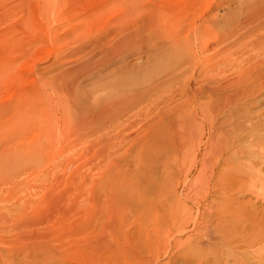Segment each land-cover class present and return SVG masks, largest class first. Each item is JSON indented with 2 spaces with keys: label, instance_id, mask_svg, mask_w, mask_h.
<instances>
[{
  "label": "rangeland",
  "instance_id": "rangeland-1",
  "mask_svg": "<svg viewBox=\"0 0 264 264\" xmlns=\"http://www.w3.org/2000/svg\"><path fill=\"white\" fill-rule=\"evenodd\" d=\"M5 1L19 0H0V108L12 110L0 115V136L11 129L15 151L0 142V165L13 156L12 174L0 167V182L14 178L12 199L0 202L11 217L0 224V264H57L25 256L40 250L29 245L32 235L63 239L62 215L47 218L60 194V208H81L76 219L94 213L110 222L118 213L128 264H264V0H125L139 7L138 24L122 0H64L46 11ZM138 26L142 33L116 47ZM132 95L142 100L127 103ZM116 123L129 126L100 134ZM162 133L178 135L182 147L169 145L144 166L139 213L92 202L105 185L133 179L146 140ZM225 172L236 181L239 216L219 224L224 202L215 195ZM20 197L30 202L12 215ZM20 220L45 222L20 228ZM83 235L68 237L77 245L64 252L82 254L102 238Z\"/></svg>",
  "mask_w": 264,
  "mask_h": 264
},
{
  "label": "bare ground",
  "instance_id": "bare-ground-1",
  "mask_svg": "<svg viewBox=\"0 0 264 264\" xmlns=\"http://www.w3.org/2000/svg\"><path fill=\"white\" fill-rule=\"evenodd\" d=\"M64 0H19L18 1V3H17V5H18V7H20V5H29V4H32V5H35L36 6V8L37 9H39V10H41V11H46V10H48V9H51V8H54L53 6H59L62 2H63ZM5 3V5H4V7L5 6H9V7H11V8H18V7H16V4L15 3H10V4H8L7 3V1H5V2H3V4ZM136 3H134L133 1H127V2H125V0H122L121 1V3H120V7L125 11V13L127 14V16H129L130 18V22H132L133 23V21L135 22V23H133V24H138L139 23V21H142V19L140 20V18L139 17H136V13L138 12L137 10H138V8L139 7H136ZM263 10H264V6H263ZM258 11H256V14L255 15H257V14H259V13H257ZM124 15V14H123ZM134 17V19H133V17ZM49 19V18H48ZM143 22H145L144 20H143ZM131 23V24H132ZM147 23V22H146ZM150 24V23H149ZM159 24H160V22H159ZM151 25V24H150ZM168 25V24H167ZM133 26V25H132ZM153 26V25H152ZM145 27V26H144ZM140 26H138V27H135V30H137V31H132L133 30V28L132 29H128V30H126L125 31V33L121 36V37H119L120 39V41H118L117 40V45H116V47L118 46H121V45H119V44H121V43H126L129 39H132L131 37L132 36H135L138 32H140L139 30H140ZM146 28H148V27H146ZM125 29V28H124ZM124 29L121 31V32H124ZM146 30V29H145ZM172 30V29H171ZM170 30V31H171ZM151 31V30H150ZM172 32V31H171ZM140 33H142V32H140ZM152 33V32H151ZM160 32H158V34H159ZM153 35H155V30H154V33H152ZM148 35V34H147ZM144 36V35H143ZM170 36V35H169ZM146 37V36H145ZM150 37V36H149ZM155 37V36H154ZM172 37V36H171ZM118 39V38H117ZM135 40V39H134ZM144 40V39H143ZM149 40H151V39H149ZM199 40V39H198ZM175 41V40H174ZM200 43H202V42H200ZM136 44V43H135ZM140 44H141V42H140ZM139 45V44H138ZM115 46V45H114ZM137 47H139V46H137ZM148 47V46H147ZM146 47V48H147ZM115 48V47H114ZM123 48L125 49V47L123 46ZM120 49H121V47H120ZM118 50V49H117ZM203 51V50H202ZM116 52V51H115ZM120 52H121V50H120ZM170 52V51H169ZM117 53V52H116ZM108 54H109V52H108ZM120 54V53H119ZM113 55H115V54H113ZM109 56V55H108ZM133 96V95H132ZM120 99V98H119ZM114 100H116L115 99V97H114ZM113 100V101H114ZM128 99L126 98V99H124V102H122V101H119V102H122V104L124 103H126V101H127ZM142 100V97L140 96V95H136V96H133V97H130L129 98V100L127 101V103L128 102H134V101H136V102H138V101H141ZM117 101V100H116ZM116 103H118V102H116ZM113 104V106L114 105H118V104ZM122 104H120V106L122 105ZM112 106V105H111ZM110 106V107H111ZM119 106V107H120ZM129 106V105H128ZM108 107V106H107ZM106 107V108H107ZM122 107V106H121ZM112 108H114V109H112V110H115V107H112ZM108 109H110V108H108ZM124 109V111H125V108H123ZM120 111H121V109H119ZM118 110V111H119ZM10 111H12V110H10V108L9 107H4V108H0V115H4V113L6 112H10ZM116 111V110H115ZM123 111V110H122ZM121 111V112H122ZM123 111V112H124ZM106 112V111H105ZM120 113V112H119ZM118 113V114H119ZM118 114H116V115H118ZM125 114V113H124ZM127 114V113H126ZM10 115H11V112H10ZM9 115V117L7 118L8 120H10L11 119V117L12 116H10ZM12 115H13V113H12ZM3 117V116H2ZM92 121V120H91ZM8 121L6 120V123H7ZM90 123V122H89ZM92 124V123H91ZM191 124V123H190ZM9 125H11V124H9ZM8 125V126H9ZM114 125V124H113ZM112 125V126H113ZM7 126V127H8ZM125 125H122L121 123H116L113 127H104V129L105 130H102V131H100V134H102V135H106L107 133H109V132H111V131H113V130H117V132L118 131H120V130H122V128H127L128 126L126 125L125 127H124ZM84 128V127H83ZM121 128V129H120ZM4 130H6V129H4ZM84 130V129H83ZM7 131V130H6ZM5 131V132H6ZM1 132H3V130H1L0 129V134H2ZM115 134H117V133H115ZM121 134V133H120ZM77 135V134H76ZM149 136V135H148ZM77 137V136H76ZM4 138L11 144V142H12V152H15L14 151V146H13V133H12V130L11 129H9L8 131H7V133H6V135L5 136H0V142L2 143V142H4ZM126 138V137H125ZM1 139L3 140V141H1ZM179 138H178V135H174V134H167V133H162V134H159V135H157V134H155V135H153V136H151V137H149V139L148 140H146V143H145V145H143L144 147H145V149L144 148H141V153H139V155H138V159L136 160L137 162H138V164H137V169H136V171H135V173L133 174V172H131L130 173V177H133V179L131 178L126 184H123L122 185V187H121V185H119V184H117V185H115V187H111V186H109V184H107V185H105L104 187H103V189H100V191L98 192L97 191V193H96V191L93 189V187L92 188H90V191H91V189H93V193L95 192V194H97V196H96V198H92V202L94 201L95 203H97L98 202V205L99 204H107V206L108 207H110L111 205L112 206H114L116 209H115V211L116 212H118V210H120V209H128V211L129 210H131V212H133V214H135V212L137 213H139V209L136 207L137 205V203H139V202H141L140 201V199H141V197H142V192H143V182L145 181V179H146V173H145V171H144V166H146L147 164V162L151 159V158H154V156L155 155H157V153H160V152H166L167 151V149L170 147L169 145H171V146H173V147H175L176 149H178V148H181L182 147V144L181 143H179ZM102 141V140H101ZM8 143V144H9ZM138 147V146H137ZM172 147V148H173ZM258 147L259 148H262L263 149V153H264V144H262V143H259V145H258ZM90 149V148H89ZM105 149V148H104ZM181 150V149H180ZM139 151V152H140ZM263 153H261V154H263ZM11 153H7V158H5L3 161H2V165H0V167H3V168H5L7 171H10V174H12V169H13V164H12V159H13V156H9ZM102 153H100V155H101ZM264 155V154H263ZM99 156V155H98ZM91 160H93V159H91ZM135 161V162H136ZM93 162V161H92ZM99 162V161H98ZM134 162V163H135ZM115 163V162H114ZM150 166V165H149ZM100 169V168H99ZM97 170V169H96ZM6 171V172H7ZM21 171V170H20ZM8 175V174H7ZM110 175V174H109ZM113 175V174H112ZM15 176V175H14ZM219 177H222V178H219ZM218 177V184H217V193H218V195H215V196H218L219 198H222V200H223V202H224V208L223 209H221V210H216L215 212H216V214H215V216H214V220H215V222L216 223H222L226 218H228L229 220H231V221H233V220H238V216H239V206L238 205H235V202L233 201V196H232V193H233V191H234V189H235V180H233V177L231 176V175H229V173H224V174H221L220 176ZM62 179V178H61ZM91 179V178H90ZM222 179H223V182H222ZM17 180V179H16ZM93 180V179H92ZM78 181H82V180H78ZM90 181V180H89ZM109 181V180H108ZM82 182H84V181H82ZM84 184V183H83ZM100 184L101 183H99V187H100ZM102 184H104V183H102ZM45 185V184H44ZM80 185V184H79ZM78 185V186H79ZM90 185H92V184H90ZM113 186V185H112ZM81 188H82V186H81ZM74 189V188H73ZM25 190V189H24ZM14 178L12 177V178H9V181H6V182H0V202L2 203V202H5V201H10V199H12V197L11 198H9L12 194H14ZM69 191V193H70V191L71 190H68ZM67 191V192H68ZM72 191H74V190H72ZM86 191V190H85ZM89 191V192H90ZM64 192V191H63ZM66 192V193H67ZM24 193V192H23ZM22 193V194H23ZM26 193V192H25ZM72 193V192H71ZM75 193V192H74ZM73 193V194H74ZM77 194V193H76ZM25 195V194H24ZM58 195V194H57ZM72 195V194H71ZM144 195V194H143ZM14 196V195H13ZM20 196V195H19ZM22 196V195H21ZM30 195H28V197H29ZM41 196V195H40ZM81 196V195H80ZM264 196V195H263ZM28 197H20V198H18L17 199V202H15L16 203V205H14L13 207H11L10 209H11V214L13 215V213L15 214V216L18 214V213H20L21 211H22V213H23V211L24 210H22L23 208H25V207H27V205L29 204V202H30V200L28 199ZM44 197V196H43ZM53 197V199H52V201H53V203H54V208L52 209V207L50 208V210H48L47 211V218H48V220L49 221H51V219H52V221L54 220H59V219H57L56 217H59V215H62V217L60 218V220H65V222L64 221H59L60 223H61V225L63 226V227H61V225H56V227H60V229H63L64 227V229L65 230H67L66 231V233L65 234H63L64 235V237L65 238H67L68 239V237L69 238H71V237H79L80 235H83V234H85V235H91V237H93L94 235H96V233H97V235H98V233H99V235H101V239L98 241V242H96L95 243V241H93L92 242V245H87V243H86V247L88 248V249H84V251L85 250H88V252L86 251V254H83V252H82V254L80 253L79 254V252H80V250L77 252V253H75V252H67V253H65L64 252V249L66 248V249H70L73 245L76 247V243H74V242H71V241H73V238L72 239H70L71 241H69V239H68V242L67 243H64V241H63V239H65L64 237H63V239H61L60 240V237L59 238H54L53 237V239H51V238H48V237H46V236H44L43 235V232H42V235H32V237H31V242L29 243V245L31 246V247H33V248H39V249H35V250H39L38 252L36 251V253H33L34 252V250H33V248H32V250H33V254H31V255H26L25 257L26 258H29V259H32V260H34L35 262H37V261H46V260H48V259H54L55 261H56V263L58 264L59 262H62V264H128L127 262H128V260H129V255H127L126 253H125V250H124V248L120 245V241H121V238H119V237H121L120 235H121V233H120V226H121V224H122V221L121 220H116L117 219V216H119V215H117L118 213H116V215H114V216H116V219H115V217L112 215V213H111V215H112V217H114V221H107L106 219H105V221L104 220H99V218H97V215L96 214H94V213H92V214H90L92 211H90V213H88V212H86V214H90L89 216H88V218L86 219V217H84L83 219H81V218H79V219H76V217H77V215L79 214L78 213V211L81 209H77L76 208V203L74 204V205H71V207L70 208H66V209H64L63 207L64 206H62L61 208H60V205L63 203V204H65L64 202L66 201L65 200V197H64V195H62V194H60L59 196H52ZM73 196H71V198H72ZM144 197V196H143ZM142 197V198H143ZM35 198V197H34ZM33 198V199H34ZM37 198V197H36ZM67 198H70V196H66V199ZM82 198V197H81ZM80 198V199H81ZM218 198V199H219ZM94 199V200H93ZM216 199V198H215ZM48 200V199H47ZM73 199H71V201H72ZM221 200V199H220ZM221 200V201H222ZM49 203H51L52 201L49 199ZM70 201V203L72 204V202ZM143 201V200H142ZM216 201H218V200H216ZM81 202V201H80ZM87 202H89V201H87ZM86 202V204H88L87 205V208H89V206H91L93 203L91 202V203H87ZM34 203V202H33ZM47 203V202H46ZM83 203V202H82ZM94 203V206L96 207H94V209H98V206L96 205ZM213 203H215V200H214V202ZM62 204V205H63ZM84 204V203H83ZM91 204V205H90ZM219 204V203H218ZM217 204V205H218ZM31 205V204H30ZM41 205H42V203H41ZM51 205V204H50ZM70 205V204H69ZM221 204H219V207H221L220 206ZM32 206V205H31ZM37 206H39V205H37ZM99 206H101V205H99ZM78 207V206H77ZM80 207H81V205H80ZM82 207H85V206H82ZM93 207V206H92ZM91 207V208H92ZM103 207V206H102ZM114 207H113V209H114ZM223 207V206H222ZM221 207V208H222ZM47 209H48V206L46 207ZM87 208H83V210H85L86 211V209ZM111 208V207H110ZM26 209V208H25ZM46 209V210H47ZM62 209H64L65 211H63ZM9 210V209H8ZM46 210H45V212H46ZM92 210H93V208H92ZM109 210V209H108ZM107 209H106V211H108ZM4 210H2L1 209V207H0V224H1V222H3V223H5V221L9 218V215H10V210L9 211H7V213L8 214H6L5 212L6 211H4ZM44 211V210H43ZM58 212V214L59 215H57L56 214V216H54L55 215V212ZM84 211V212H85ZM110 211V210H109ZM113 211V210H112ZM111 211V212H112ZM115 211H114V214H115ZM79 212H81V210L79 211ZM83 212V211H82ZM93 212H94V210H93ZM103 212H104V210H103ZM102 212V213H103ZM121 212V211H120ZM98 213H99V210H98ZM142 213V212H141ZM203 213V212H202ZM209 212H207L206 214H208ZM214 213V212H213ZM44 214V213H43ZM106 215L107 214H110V212L109 213H105ZM120 214H122V212L120 213ZM176 214V213H175ZM42 215V214H41ZM40 215V216H41ZM111 215H109V216H111ZM182 215V214H181ZM180 215V216H181ZM203 215V214H202ZM83 216V215H82ZM81 216V217H82ZM109 216H107V218L109 217ZM208 216V215H207ZM18 217V216H17ZM17 217H16V219H17ZM21 217V216H20ZM24 217V216H23ZM41 217H43V216H41ZM51 217H55L54 219L53 218H51ZM183 217H185V216H183ZM201 217V219H204V217H202V216H200ZM13 218V217H12ZM26 218V217H25ZM39 218V217H38ZM43 218H46V217H43ZM42 218V219H43ZM51 218V219H50ZM101 218V217H100ZM122 217L120 216V218H118V219H121ZM24 219V218H23ZM102 219H104V216H103V218ZM113 218H111V220H112ZM138 221L137 222H139V225L144 229V230H147V226H146V223H144V217H143V215L142 214H139L138 215ZM9 220H11V217L9 218ZM8 220V221H9ZM33 220V219H32ZM32 220H20V228L21 227H28V228H30V227H35L36 228V226H38V225H41L42 223H44L45 221H39V222H33ZM180 220H181V218L180 217H178L177 215L175 216L174 215V217H173V219H172V221H173V223H174V225L179 229V230H183V229H185V224H183V222L181 223L180 222ZM66 221H67V223H66ZM117 221V222H116ZM203 221V220H202ZM11 222V221H10ZM14 222V221H13ZM46 222H47V220H46ZM64 222V223H63ZM206 222V221H205ZM2 223V224H3ZM55 223V222H54ZM53 223V224H54ZM8 224V223H7ZM18 224H19V222H18ZM49 224V223H48ZM56 224V223H55ZM63 224H66L65 226L63 225ZM4 225V224H3ZM5 225H6V223H5ZM16 225V224H15ZM18 226V225H17ZM198 226V225H197ZM15 227V226H14ZM175 227V228H176ZM16 228V227H15ZM18 228H19V226H18ZM54 229L55 228H53V231H54ZM64 229L61 231V233L63 232L64 233ZM58 231V228H56L55 229V231ZM54 231V232H55ZM60 231V230H59ZM56 232L57 234H59L60 232ZM39 233H41V232H39ZM35 234H38V233H35ZM61 235V234H60ZM60 235H58V236H60ZM62 235V236H63ZM85 235H83V236H85ZM96 235V236H97ZM99 235H98V237H99ZM126 235V234H125ZM125 235H124V238H127V236L125 237ZM95 236V237H96ZM123 236V235H122ZM81 238H82V236H80ZM90 237V238H91ZM62 238V237H61ZM120 239V241H119V239ZM76 239V238H75ZM79 239V238H78ZM96 239H97V237H96ZM95 239V240H96ZM115 239H118V241L117 240H115ZM128 240V239H127ZM127 240H126V242H127ZM5 241V240H4ZM22 241V240H21ZM75 241V240H74ZM79 241V240H78ZM123 241V240H122ZM12 242V241H11ZM88 242H90V240L88 241ZM128 242H130V241H128ZM7 243V242H6ZM91 243V242H90ZM90 243H88V244H90ZM10 244V243H9ZM73 244V245H72ZM13 245V244H12ZM66 246V247H65ZM82 245L80 244V247H81ZM77 247H79V242H78V246ZM79 247V248H80ZM85 247V246H84ZM22 248V247H21ZM25 248V247H24ZM27 248V247H26ZM89 248H91V249H89ZM31 250V249H30ZM30 252V251H29ZM26 253H27V251H26ZM65 253V254H64ZM85 253V252H84ZM52 261V260H51ZM53 262V261H52Z\"/></svg>",
  "mask_w": 264,
  "mask_h": 264
}]
</instances>
